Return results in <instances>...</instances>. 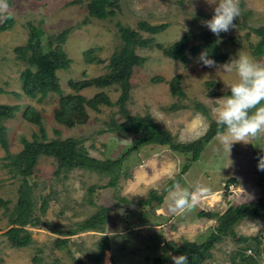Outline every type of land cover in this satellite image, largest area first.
<instances>
[{
  "label": "rangeland",
  "instance_id": "1",
  "mask_svg": "<svg viewBox=\"0 0 264 264\" xmlns=\"http://www.w3.org/2000/svg\"><path fill=\"white\" fill-rule=\"evenodd\" d=\"M111 1L118 6L114 9L115 16L99 21L88 19L87 0H8L12 27L0 33V106H18L19 110L13 118L0 121V126L6 130L7 145V150L0 146V198L8 201L11 208L16 204L19 188L23 185V178L16 169L5 167L9 164L7 154L16 155L22 151V138L31 142L33 135H37L40 139L39 128L23 117L28 107L39 112L46 141L83 140L91 157L115 162L118 167L110 173L74 170L66 176H56L55 160L41 157L31 174L30 186L34 185L31 194L37 201L36 207L40 203L39 197L47 199V211L41 217L42 226L26 227L32 240L28 247L11 248L4 235L9 227L8 215L0 209V264H35V258L41 259V264L54 260H59V264H94L98 245L104 236L108 238V246L101 264H111L113 259L117 264H148L147 257L152 255L147 249L150 239L155 238L160 255L165 256L164 248L169 242L181 245L184 240L203 241L210 234L216 216L226 211L229 205L264 199V171L257 167L259 157L264 156V134L249 143H235L229 157L216 136L205 146L199 160L181 174L187 159L166 147L148 145L123 157L133 136L105 131V124L111 118L119 123L124 120L117 112L118 106L88 110L86 124L68 129L54 119V110L58 108L57 95H47L42 101L24 95L20 75L25 65L17 59L15 49L26 45L31 27L40 29L45 39L71 29L61 45L71 63L66 71L57 72L64 95L73 93L69 81L79 82L107 73L108 59L121 42L117 36V24L135 30L141 22L167 24V29L155 36L140 33L143 38L151 37L154 45L163 46L179 41L186 33L192 37L190 46H194L198 40L193 36L205 32L218 41L221 53L227 56L225 62L207 67L200 60L201 53L196 56L187 53L189 61L182 64L166 58L154 45L136 48L135 53L145 62L133 71L129 100L125 104L130 116L149 115L176 143H189L205 134L210 121L215 122L214 110L226 98L225 92L230 91V86L238 80L235 71L227 73L220 66L237 58L238 52L264 63L251 55L248 46L255 44L258 38L247 29L264 24V0H243L240 16L234 21L235 28L219 36L204 25V21L214 14L217 0ZM88 50L92 51L91 56L104 62L86 63L84 54ZM177 75L185 94L181 99L173 97L169 91V82ZM160 77L161 82L155 81ZM117 90L89 87L80 94L89 99L102 91L114 103L119 96ZM175 103L186 108L169 110ZM199 105L203 106L206 116L198 111ZM178 176V183L184 188L193 190L201 185L208 189L190 212L172 213L168 210L166 188ZM113 177H116V183L109 187ZM231 179L235 183L228 186L227 181ZM150 192L162 197V203L152 201L151 208L140 205L138 202L150 198ZM101 207L109 210L102 231L76 234L69 238L68 249L54 248L56 240L64 238L57 232L75 230L79 223ZM143 212L148 216L142 218L140 214ZM205 212L208 217L204 216ZM236 233L240 236L258 235L264 244V220L244 221L236 228ZM234 249L231 240H224L216 245L207 264H230V253ZM259 262L264 264V253Z\"/></svg>",
  "mask_w": 264,
  "mask_h": 264
},
{
  "label": "trees",
  "instance_id": "2",
  "mask_svg": "<svg viewBox=\"0 0 264 264\" xmlns=\"http://www.w3.org/2000/svg\"><path fill=\"white\" fill-rule=\"evenodd\" d=\"M79 3V1H75ZM243 0H240V7ZM88 19L103 21L115 16V8L118 6L111 0H87L85 5ZM12 27V19L4 21L0 25V33ZM117 27V36L121 41L119 46L114 49L106 65L107 73L95 78H88L83 81H69L68 85L73 91L64 95L59 80L58 71H66L71 61L63 51L61 45L65 43L71 29L62 31L56 37L44 38V33L40 29L31 27L30 36L25 46L15 49L17 59L22 61L25 69L21 72L20 80L22 90L26 97L42 101L47 95L55 94L58 97V108L54 110L55 121L71 129L77 125H84L89 119L88 110L98 111L100 106L114 107L118 106V114L124 118L119 123L113 118L106 122L105 131L113 133H128L133 136L131 145L127 148L123 157L129 153L142 149L145 146L166 147L175 154L184 156L187 159V165L181 169V174H185L190 165L199 160V156L211 140L217 136L218 127L216 122L210 121L209 127L205 134L194 142L176 143L172 136L165 130L161 129L149 115L130 116L126 112L125 104L129 100L130 78L137 67H141L145 59L135 53L136 48H150L153 44L151 37L143 38L141 32L155 36L167 29V24L150 25L146 22L138 23L137 29L128 26ZM250 33L254 34L258 41L255 44H249L248 49L253 57L264 60V24L257 28H247ZM191 35L184 36L172 44L154 45L162 54L174 62L186 64L189 61L187 53L196 56L206 52L209 59L215 62H225L226 55L220 51V44L211 35L202 32L194 35L193 38L198 40L194 46H190ZM45 39V40H44ZM45 42V43H44ZM92 51L85 52V62L91 64H102L104 61L91 56ZM163 79L155 78V81ZM95 87L98 89L114 88L118 89L119 96L116 102H111L109 97L102 91L96 93L93 97L87 99L80 92L83 89ZM169 91L173 97L184 98L185 94L181 88L180 76L177 75L169 82ZM230 95V91L225 92L224 96ZM198 105V104H197ZM185 105L177 103L171 105L168 109L176 111ZM198 111L206 116L203 106L199 105ZM186 108V107H185ZM19 110L18 106H0V121L11 119L15 112ZM23 117L26 122L35 125L41 132L40 139L33 135L31 142L21 139L23 149L16 155L7 154L6 159L9 164L5 167L16 169L17 173L23 178V185L18 191V200L14 206L9 207V202L0 198V209H4L8 215V229L5 232V238L11 248L22 249L28 247L31 243V236L26 229L27 226L32 228L42 226L41 217L46 213L48 203L46 197H39L40 203L36 207L37 201L32 198V187L28 184L27 177L33 174L34 168L41 157L53 158L56 162L55 175H68L71 171L81 170L102 174L110 173L116 169L115 162H103L91 157L86 148L83 146V140L67 138L64 140L55 139L46 141V136L42 126V120L39 112L32 107H28ZM5 128L0 126V146L7 150ZM103 132V130H102ZM179 176L175 182H179ZM116 183V177H113L108 184L113 187ZM174 182L167 185V190ZM233 179L227 181V185L234 184ZM149 199L138 202L140 205H148L151 208V202L162 203V197L150 192ZM124 201V200H122ZM38 212V214L36 213ZM109 213L107 208L101 207L97 212L86 220L79 223L75 230L67 233H58L63 239H57L54 248L56 250L68 249L69 238L79 233L88 231L100 232L106 224V217ZM203 215V213H200ZM142 218L147 217L148 213L140 214ZM215 218V215H211ZM251 219L264 220V199H257L248 203L239 205H229L226 211L215 218L214 226L210 234L201 242H189L184 240L181 245L167 243L164 250L167 255H160L157 241L149 240L147 249L152 251V255L147 257L148 264H172L168 253L172 255L186 254L189 258V264H207L212 259V251L216 245L224 240H231L235 249L230 253V264H260L259 259L264 253V244L260 236H240L236 233V228L244 221ZM104 233V232H103ZM260 237V238H259ZM108 246V238L104 236L99 243V252L94 257V264H101L104 256L105 247ZM161 250V249H160ZM35 264H41V259H33ZM59 264V260L52 263ZM111 264H117L113 259Z\"/></svg>",
  "mask_w": 264,
  "mask_h": 264
},
{
  "label": "clouds",
  "instance_id": "3",
  "mask_svg": "<svg viewBox=\"0 0 264 264\" xmlns=\"http://www.w3.org/2000/svg\"><path fill=\"white\" fill-rule=\"evenodd\" d=\"M9 7L8 0H0V22L11 18ZM240 13V0H217L214 14L211 19L204 21V25L214 35L219 36L220 33L235 28L234 21ZM200 60L207 67L216 65L214 60L208 58L206 52L201 53ZM220 68L227 73L235 71L238 76L237 82L230 86V95L223 98L220 106L214 110L218 140L229 157L235 143H249L248 141L264 134V63L238 52L237 58L231 59ZM257 167L258 170L264 171V156L259 157ZM207 191L208 189L201 185L190 190L174 182L168 189V210L172 213L190 212L195 208L200 196ZM168 256L172 264H189L186 254L168 253Z\"/></svg>",
  "mask_w": 264,
  "mask_h": 264
},
{
  "label": "water",
  "instance_id": "4",
  "mask_svg": "<svg viewBox=\"0 0 264 264\" xmlns=\"http://www.w3.org/2000/svg\"><path fill=\"white\" fill-rule=\"evenodd\" d=\"M27 181H28V184L31 185V175L27 177ZM204 215L207 216V217L209 216V214L206 213V212H205Z\"/></svg>",
  "mask_w": 264,
  "mask_h": 264
}]
</instances>
